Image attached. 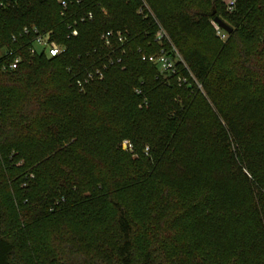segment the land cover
Returning <instances> with one entry per match:
<instances>
[{
    "label": "trees",
    "instance_id": "trees-1",
    "mask_svg": "<svg viewBox=\"0 0 264 264\" xmlns=\"http://www.w3.org/2000/svg\"><path fill=\"white\" fill-rule=\"evenodd\" d=\"M50 1L15 0L13 7L0 8V50L13 46L12 34L27 25L68 46L55 57L22 51L14 70L4 71L0 59V264H264V180L251 145L264 124V105L255 96L231 115L219 95L230 81L264 87V0H237L227 16L222 14L226 0H165L164 5L147 0L214 111L187 98L180 105L173 102L182 90L196 88L193 79L182 86L174 77L165 78L166 85L157 77L149 81L146 69H159L142 60L138 49L145 35L153 39L155 24L136 14L141 0H83L70 4L66 17L60 2ZM89 11L93 20L78 23L79 35L68 37V25ZM216 17L234 26L220 54L212 57L182 46L183 36L211 27ZM125 27L139 32L134 49L122 56L125 69L107 61V71L116 69L114 77L77 86L78 79L106 61L100 34ZM158 48L154 43L150 53ZM232 48L231 59L220 63ZM128 84L139 91H126ZM144 95L147 99L138 108L134 100ZM149 113L163 121L150 120L151 130L144 132ZM193 122L195 135L188 137ZM204 129L205 138L196 136ZM125 138L138 147L149 144L144 161L122 152ZM184 142L220 151L228 178L204 166L210 164L204 151L198 165L183 161V182L175 184L163 152ZM238 178L243 189L231 183ZM151 180L160 189L141 228L118 195ZM95 185L107 189L112 217L94 226L79 217L67 235L54 233L57 213L70 212L80 194L83 198ZM13 188L21 190L22 211ZM199 212L201 216L188 219ZM203 220L218 233L216 247L208 248L199 235Z\"/></svg>",
    "mask_w": 264,
    "mask_h": 264
},
{
    "label": "rangeland",
    "instance_id": "rangeland-1",
    "mask_svg": "<svg viewBox=\"0 0 264 264\" xmlns=\"http://www.w3.org/2000/svg\"><path fill=\"white\" fill-rule=\"evenodd\" d=\"M60 0H56V2L59 3ZM157 2H161L164 5L165 0H155ZM49 3H51L50 0H48ZM48 5L47 3H45ZM149 4V3H148ZM44 4L40 5L38 9H43ZM140 8V7H139ZM139 8L136 11V14L139 16H142L143 18H148L152 19L153 23L155 24V33L157 30V24H156V19L160 22L158 17L156 16V13L152 6L149 5V11L146 12H141ZM107 13V11H105ZM222 14L224 16L227 15H232V12H230L227 8V2H224L223 5V10ZM226 22H228L226 20ZM161 23V22H160ZM162 24V23H161ZM216 23L212 20L211 21V27H207L201 31H198L192 35L188 36H183L181 39L182 46L184 47H192L196 48L199 50L202 54H206L208 56L212 55V57L220 54L221 50L229 44V38H230V33L225 31V37L221 38L218 36L217 29L215 25ZM232 28L234 27L231 23L228 22ZM113 33L115 34L116 38L114 39L113 46L111 48H107V51L104 55L106 58V61H103V66L102 67H95L94 70H91L89 72L94 73L93 79H90L87 83H85V86L90 84L91 82L94 81H102L108 77H114L116 75V72L114 69V72L107 71L108 66H106L107 61L110 64H113L115 61L119 65L122 64V56H127L129 49L133 50L135 47V43H137V35L139 32L134 31L133 29L129 27H125L123 30H115L111 29ZM118 32H121V34L125 35L126 39L123 42H120L118 38ZM104 32L100 34V40H101V45L103 48H105V45L102 42L101 36ZM153 39L150 40L151 38L147 36V39L143 45L142 49H138V53L144 54V53H150L153 50L154 43V36ZM252 44H254V47L257 45L256 40L251 41ZM65 46V51L68 48L66 44H62ZM77 48V47H74ZM149 51V52H148ZM235 52V48H232L231 50L228 51L226 56H223L220 60V63L227 62L229 59H231L232 55ZM181 67V66H180ZM147 68V67H146ZM97 69H100L101 74L97 73ZM125 69V64L121 65V71ZM88 72V73H89ZM146 72L149 76V81L155 79L157 77L158 79L160 78V82H162L163 85H166L168 83L167 80H165L164 76H161L160 73L156 70L153 69H146ZM87 73V74H88ZM87 77V75L85 76ZM80 80V79H78ZM77 80V81H78ZM197 80V79H196ZM83 81V80H82ZM198 82V80H197ZM196 88L194 87L193 89L190 90H182L181 93L176 94L175 96L172 97L173 102L178 103L179 105L183 103V100L185 98L193 100L197 102L199 105H204V106H209L211 109L210 110H215L214 104L209 98L206 90L202 86L200 82H198ZM79 86V85H77ZM84 86V85H83ZM82 86V87H83ZM80 87V86H79ZM85 88V87H84ZM128 89L126 91L130 92H138L139 87L137 85H131L128 84L127 86ZM223 91L220 95V100L225 106V110L229 111V114L235 115L237 114L241 109L244 103L248 100H251V98H254L255 96L259 97L261 100V103L264 105V87H258L256 89L252 88H247L243 84H239L237 81H230L224 85L222 88ZM80 91V90H78ZM81 92V91H80ZM218 93V92H217ZM163 96V95H162ZM160 95V97H162ZM142 99V100H141ZM145 95L143 98H137L134 100V104L137 105L138 108H141L143 106V100H146ZM165 102H169L165 99H162ZM147 120V126L145 128L144 132H148V129L151 130V126L149 124L150 120H155L157 122L163 121V119L158 117L156 114L149 113L146 116ZM223 125H225L224 120L221 121ZM192 123V122H191ZM194 129V122L191 125V127L186 130V136L190 137L194 136L195 133H193ZM195 130V129H194ZM196 136H200L201 138L204 137L206 130L200 132L197 131ZM103 135V133H102ZM97 136H100L98 134ZM205 138V137H204ZM251 145H252V150L257 151V154L254 153L253 158L254 161H257L259 164V172L261 174L262 179L264 180V124L259 126L256 131L254 132L252 139H251ZM181 145H176L163 153H165V162L167 163L165 166V169L168 171L170 176L173 178L175 184H181L183 182V173H182V167H183V161L187 159V163L191 161V166L198 165V158H201L200 154L202 152L206 151L209 154V159L210 164H204L205 167L209 165L210 168H213L216 170V174H218V177L220 178H228V172H227V165L224 161L222 162V156L220 155V151H216L214 149H211L210 146L208 147L207 150H203V146H198L195 145L194 147L190 146L191 143H180ZM149 144L146 143L145 145L142 146H136L134 144V141L131 140L130 138H125L122 140V152L125 153V155L129 156L133 161L135 162H142L144 161V157H147L149 155V149L148 146ZM193 151V155L188 156L187 154H190V152ZM218 160H221V163L219 164ZM206 162V161H205ZM243 171L249 175L250 180H253L252 176L248 173L246 168H243ZM243 180L241 178L232 180L231 183L238 189H243ZM34 185V181L31 182L30 188L32 190V187ZM25 188V185H22ZM185 188V187H184ZM183 188V189H184ZM160 189L159 184L157 183L156 180H151L148 181L145 184L132 187V188H127L123 193L118 195V199L121 200L126 207L131 211L132 215L137 219L141 225V228H143L149 221L150 217V207H151V202L154 200L155 195L157 194L158 190ZM182 189V192L184 190ZM12 190V192H11ZM20 188L16 189H10V192L13 193L14 201L16 205L18 206V209L20 211L23 210L24 205L20 202ZM187 190V189H186ZM190 191V190H188ZM190 193V192H189ZM80 194V192H79ZM106 195H107V189L102 187L101 185H95L92 188V191H87L85 193V196L82 198V193L80 194V198L78 199V202L76 205L71 209L70 212L65 213L63 211H59L58 214V222L57 225L55 226V232L56 234H64L67 235V231L71 229L73 224H76V221H78L79 217L81 220H88L89 226H94V225H99L102 222L108 221L109 218L112 217L113 211L109 207V204L106 200ZM201 216L200 212L195 213V214H189L188 219H192L195 217ZM187 219V217H186ZM199 235L203 236L205 238L204 240H207L209 244L206 246L208 248L210 247H216L217 245V239H218V233L215 231V229H211L207 226V221L203 220L201 222L200 228H199ZM216 240H215V238ZM215 240V243L213 241ZM215 245V246H214Z\"/></svg>",
    "mask_w": 264,
    "mask_h": 264
},
{
    "label": "built area",
    "instance_id": "built-area-1",
    "mask_svg": "<svg viewBox=\"0 0 264 264\" xmlns=\"http://www.w3.org/2000/svg\"><path fill=\"white\" fill-rule=\"evenodd\" d=\"M83 0H60L62 7L61 15L67 16V11L70 4H80ZM227 8L230 12H233L236 7L237 0H226ZM15 0H0V8L13 7ZM139 10L143 13L149 11V4L147 0H141ZM94 18L92 11L87 12L79 20H75L68 25V37H77L79 30L77 24L80 22L91 21ZM157 30L154 36V41L159 46L158 50L154 53H144L141 55L142 60L150 62L156 65L161 75L165 78H176L179 86L189 83L190 79H193L198 84L194 74L191 72L188 64L184 60L180 51L174 44L167 29L156 19ZM216 25V24H215ZM218 36L225 37L224 30L217 25L216 26ZM118 40L123 42L125 35L118 32ZM116 38L113 31L109 30L102 34L101 39L105 47L108 49L113 46L114 39ZM11 43L13 46L5 47L0 50V59H2V69L4 71L14 70L18 68L22 61V51H27L30 55L45 53L49 57L60 56L65 52V46L52 40L47 33H43L36 25H27L22 29L12 34ZM181 66V67H180ZM100 69H97V73L101 74ZM185 70L188 76L183 73ZM94 73L89 72L87 77L78 80L77 83L82 87L90 79H93ZM201 86V85H200Z\"/></svg>",
    "mask_w": 264,
    "mask_h": 264
},
{
    "label": "water",
    "instance_id": "water-1",
    "mask_svg": "<svg viewBox=\"0 0 264 264\" xmlns=\"http://www.w3.org/2000/svg\"><path fill=\"white\" fill-rule=\"evenodd\" d=\"M214 22L228 33L233 31V28L220 17H216Z\"/></svg>",
    "mask_w": 264,
    "mask_h": 264
}]
</instances>
